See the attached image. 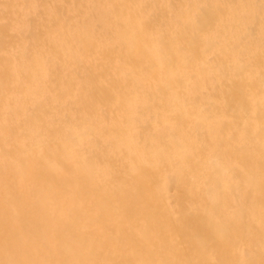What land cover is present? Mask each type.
Instances as JSON below:
<instances>
[{"label":"bare ground","instance_id":"bare-ground-1","mask_svg":"<svg viewBox=\"0 0 264 264\" xmlns=\"http://www.w3.org/2000/svg\"><path fill=\"white\" fill-rule=\"evenodd\" d=\"M0 121L16 264H264V0H0Z\"/></svg>","mask_w":264,"mask_h":264},{"label":"rangeland","instance_id":"rangeland-1","mask_svg":"<svg viewBox=\"0 0 264 264\" xmlns=\"http://www.w3.org/2000/svg\"><path fill=\"white\" fill-rule=\"evenodd\" d=\"M13 128L0 121V264L17 262V186L14 167ZM240 182V180H237ZM237 182V183H238ZM175 185L169 188L168 202L174 204Z\"/></svg>","mask_w":264,"mask_h":264}]
</instances>
